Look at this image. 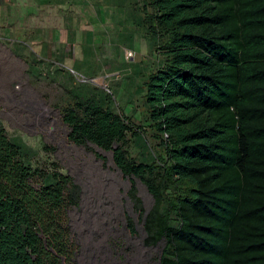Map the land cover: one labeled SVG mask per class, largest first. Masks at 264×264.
<instances>
[{"label":"trees","instance_id":"16d2710c","mask_svg":"<svg viewBox=\"0 0 264 264\" xmlns=\"http://www.w3.org/2000/svg\"><path fill=\"white\" fill-rule=\"evenodd\" d=\"M131 5L158 53L142 113L97 87L74 90L61 107L70 140L111 152L146 185L160 264H264V0ZM79 200L73 179L35 164L0 119V264H76Z\"/></svg>","mask_w":264,"mask_h":264},{"label":"rangeland","instance_id":"374dc122","mask_svg":"<svg viewBox=\"0 0 264 264\" xmlns=\"http://www.w3.org/2000/svg\"><path fill=\"white\" fill-rule=\"evenodd\" d=\"M34 1V22L0 26V119L35 164H57L77 185L76 264H160L166 241L147 229L154 197L111 152L72 142L61 112L74 90L97 87L119 110L141 115L140 89L158 53L128 15L137 9L131 0Z\"/></svg>","mask_w":264,"mask_h":264},{"label":"crops","instance_id":"0c3cea01","mask_svg":"<svg viewBox=\"0 0 264 264\" xmlns=\"http://www.w3.org/2000/svg\"><path fill=\"white\" fill-rule=\"evenodd\" d=\"M37 8L39 7L34 0H0V26L2 29L5 27V32H7L13 23L20 20L34 22L37 16L34 14L38 12H35Z\"/></svg>","mask_w":264,"mask_h":264},{"label":"water","instance_id":"95a60500","mask_svg":"<svg viewBox=\"0 0 264 264\" xmlns=\"http://www.w3.org/2000/svg\"><path fill=\"white\" fill-rule=\"evenodd\" d=\"M160 262H161V260H160Z\"/></svg>","mask_w":264,"mask_h":264}]
</instances>
